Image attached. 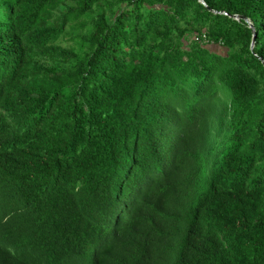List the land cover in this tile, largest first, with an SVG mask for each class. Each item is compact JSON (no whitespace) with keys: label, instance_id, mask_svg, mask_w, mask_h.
Wrapping results in <instances>:
<instances>
[{"label":"trees","instance_id":"1","mask_svg":"<svg viewBox=\"0 0 264 264\" xmlns=\"http://www.w3.org/2000/svg\"><path fill=\"white\" fill-rule=\"evenodd\" d=\"M203 1L0 0V264H264V0Z\"/></svg>","mask_w":264,"mask_h":264},{"label":"water","instance_id":"2","mask_svg":"<svg viewBox=\"0 0 264 264\" xmlns=\"http://www.w3.org/2000/svg\"><path fill=\"white\" fill-rule=\"evenodd\" d=\"M199 1L202 2L203 4H205V2H204L203 0H199ZM235 17H236L237 19H241V18H245V19H247V18H246L245 16H243V15H235ZM252 28L255 30L253 24H252ZM255 40H256V33H254V36H253V40H252V48L254 47Z\"/></svg>","mask_w":264,"mask_h":264}]
</instances>
